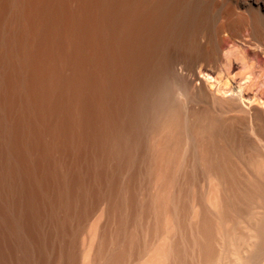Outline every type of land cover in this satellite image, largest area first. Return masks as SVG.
Returning a JSON list of instances; mask_svg holds the SVG:
<instances>
[{"label":"bare ground","instance_id":"1","mask_svg":"<svg viewBox=\"0 0 264 264\" xmlns=\"http://www.w3.org/2000/svg\"><path fill=\"white\" fill-rule=\"evenodd\" d=\"M0 264H264V0H0Z\"/></svg>","mask_w":264,"mask_h":264}]
</instances>
